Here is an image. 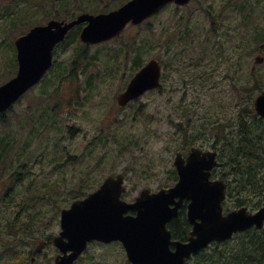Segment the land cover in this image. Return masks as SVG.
I'll return each instance as SVG.
<instances>
[{"label":"rangeland","instance_id":"374dc122","mask_svg":"<svg viewBox=\"0 0 264 264\" xmlns=\"http://www.w3.org/2000/svg\"><path fill=\"white\" fill-rule=\"evenodd\" d=\"M29 1L0 0V69L5 68V78L0 84L8 79V72H13L9 65L11 60L15 62V55L12 57L9 43L33 26V0L31 3ZM63 1L54 0L53 3L45 4V8L49 12L59 10ZM199 2L201 5L197 0H192L189 5L178 10H174L173 6L165 8L147 22L150 29L155 28L157 31L155 39L163 28L168 29L172 42L159 46L160 49H155V43L149 48L144 45L145 37L149 35L146 32L149 27L144 23L137 29L128 27L119 41L88 47L86 56L89 63L83 61L76 66L73 77L77 80L74 86L69 84L68 79L59 94L65 93L66 98H70L69 91L74 87L80 92L91 73L109 75L118 72L119 78H99L90 102L79 108L75 105L65 107L49 127L43 129V118L28 123L25 114H31L29 111L35 113L39 108L41 111L46 110L57 102L47 96L57 85L54 83L50 86L47 80L59 74L61 69L66 68V73L71 71L70 64L81 51L79 41H70L57 51L56 63L47 74L46 81L28 90L14 105L12 112L8 113L10 122L0 126V135L9 133L18 136L19 145L28 141V161L44 165L50 183L58 181L60 187L49 189L52 192L48 196L49 200L56 201V205L44 206L50 216L57 215L65 206L62 196L65 191L72 190L69 186L99 184L108 175L119 173L128 176L125 181L128 186L143 184L146 179L151 184L164 181L165 176H170L168 172L172 169L176 151H186L194 145L210 146L213 139L209 138L208 130H204L205 138L196 141L192 138L201 133L202 126L203 129L216 126L212 121L220 116H235L240 105L242 107L245 103L244 92L240 100L239 94L233 89V85L237 84L244 89L245 81L225 78L219 66L221 60L218 58L217 33L210 30L211 26L222 20V14L232 16L234 3L232 0ZM253 6L264 14V1L254 2ZM208 12L213 16L210 17ZM21 14L24 15V21L13 27ZM61 14L71 17L65 12ZM139 35V41H144L141 43V57L146 62L157 58L160 52L171 65L161 93L147 92L140 104L134 106L137 110L130 107L119 111L115 97L124 88L131 71L130 63L122 65L121 62L133 56V51L125 49L124 45L130 42L128 40L137 41ZM212 40L215 45L210 47ZM136 49L135 46L134 51ZM115 54H119L116 62L118 71L111 68L114 63L110 59ZM242 56L247 59L244 54ZM72 99L76 100V96ZM235 105L237 108H233ZM123 145L125 149H122ZM59 156L66 157L63 165L58 160ZM90 164L92 169H89ZM95 165L98 170L94 168ZM22 188L23 185L17 187L18 190ZM128 193L130 197L136 194L132 191Z\"/></svg>","mask_w":264,"mask_h":264},{"label":"flooded vegetation","instance_id":"af4514ba","mask_svg":"<svg viewBox=\"0 0 264 264\" xmlns=\"http://www.w3.org/2000/svg\"><path fill=\"white\" fill-rule=\"evenodd\" d=\"M112 0H94L91 4L95 7L103 8L110 5ZM233 14H222V20L217 25L211 26L213 32L217 33L218 38V58L219 66L223 71L225 78L232 81H245V88L240 85H233L234 92L239 94L240 100L242 92L249 98V108L251 114L247 116L249 119L242 120V107L240 105L235 116L224 114L218 119V136H215V127L213 129H201V133L194 135V140L205 138L204 130H208L209 138L213 142L207 148L204 144L190 146L186 151H176L186 159L191 149L196 148L202 152H216V166L212 171L218 172L222 177L220 179L225 184L224 200L221 203V213L225 217L229 213L246 208L251 214L257 212L264 205V118L261 117L253 108L254 100L258 95L264 93V14L255 10L254 2L264 0H232ZM31 3V0L29 1ZM96 15L101 12H90ZM76 17V16H75ZM69 19L71 21L75 19ZM86 26V23L77 25L70 29L62 43H59L53 51V67L56 63L57 51L63 49L70 41L80 43L81 51H79L70 66H76L85 61L89 63L86 56L87 48L90 46L101 45L112 41H119L123 33L117 38L111 39L98 44L86 45L79 39L80 32ZM141 25H133L129 23L128 27L137 29ZM31 28V27H30ZM29 28V29H30ZM75 30V31H74ZM124 32V31H123ZM161 34V33H160ZM160 37V35H159ZM128 40L124 47L129 51H133L131 58H124L123 64L130 63L131 71L129 79L122 91L115 97L117 109L124 111L130 107L140 104L142 96L129 101L125 105H119L117 97L122 94L131 79L152 59L158 61L160 67L159 87L154 90L161 93L163 90L166 73L170 68L171 62L162 56L159 52L157 58L149 59L141 57L142 47L139 41ZM145 45V44H144ZM137 49L134 51V47ZM160 43H155V49L161 48ZM244 54L245 57L242 56ZM117 57L115 54L111 58V68L116 69ZM49 69V72L53 69ZM74 72L66 73L67 69L60 70L59 74L50 77L47 83L51 86L56 83L57 88L48 92L47 96L57 102L53 107L46 110L39 108L32 113L29 111L25 114L27 122L34 123L35 119H44L41 121L43 129L53 124L54 119L59 118V113L65 107L79 108L83 104L91 101L95 94L97 81L102 77H110L118 80L119 74H95L88 75L86 83L79 92L76 87L69 91L70 98H66L65 93H61L62 86L67 84L70 79V85L74 86L76 82ZM17 70V69H16ZM47 72L40 84L46 81ZM64 72V73H62ZM66 73V74H65ZM153 92V91H148ZM44 94L45 92L42 91ZM80 94H83L81 99ZM255 94V95H253ZM76 96V100L72 99ZM141 105L139 109H141ZM14 108V107H13ZM13 108L5 113H1L2 117H7ZM135 108V107H134ZM233 108H237L235 105ZM136 109V108H135ZM137 110V109H136ZM138 112V111H137ZM71 117L72 115L69 114ZM69 117V118H70ZM214 122V121H212ZM203 130V131H202ZM73 134V133H72ZM251 135V140L257 151L242 152L241 138L242 136ZM18 136L9 138L12 142L10 150V161L2 162L0 160V263L1 264H60L65 261L68 255L77 254L70 264H131L127 258L126 250L123 242L119 240H105L92 238L86 241L80 249L72 250L68 244L66 236L67 227L62 212L69 209L70 206L77 201H83L89 194L99 190L101 183L89 185L69 186L72 190H67L62 198L65 200V206L58 211L57 215L50 216L44 209L45 205L55 206L56 201L49 200L48 196L52 191L49 189L60 187L58 181L49 182L48 173L45 166H39L37 161H28L26 155H29L30 143L22 142L20 145ZM97 140V139H96ZM246 142V143H247ZM122 149H125L123 145ZM69 157V156H68ZM66 157H58V160L65 163ZM39 166V167H38ZM93 166L90 164L89 169ZM96 169V165L94 166ZM98 170V168L96 169ZM247 171L250 173L248 174ZM170 176H165L164 181L158 184H151L149 179L145 183L128 186L124 184L125 191L121 194L120 199L133 203L142 191H148V196L155 195L162 191L171 189L178 181L177 170L172 161V169L168 172ZM125 175V174H124ZM128 176L125 175V181ZM234 184H231L232 181ZM93 181V180H92ZM18 185H23L18 190ZM246 190L250 195L242 194V190ZM232 190V192H229ZM129 191L136 193L130 197ZM68 193V195H67ZM245 197L246 199H244ZM178 200V199H175ZM69 203L68 205H66ZM188 205L189 201L184 200L177 208V213L166 224V230L170 233L171 242L187 243L191 236L193 225L188 221ZM27 207L26 210H23ZM173 208V205H170ZM25 214V215H23ZM134 210H128L123 214L126 216H135ZM198 222V220H197ZM216 247L219 252V264H264V223L261 229L252 226L244 232H237L230 238L222 241H213L207 248L191 255L185 260L184 264H191L203 251ZM174 250L171 244L169 247Z\"/></svg>","mask_w":264,"mask_h":264},{"label":"water","instance_id":"95a60500","mask_svg":"<svg viewBox=\"0 0 264 264\" xmlns=\"http://www.w3.org/2000/svg\"><path fill=\"white\" fill-rule=\"evenodd\" d=\"M191 0H129L121 7L97 15L81 13L72 21L50 20L37 25L14 39L16 74L0 84V113L5 112L30 88L40 82L53 65V51L73 27L87 23L79 35L86 45L102 43L119 37L126 25H140L168 5L187 6ZM158 61L150 60L117 97L119 105L159 86ZM253 108L264 118V93L256 97ZM217 163L216 152L193 148L186 159L174 158L178 181L167 191L148 196L142 191L133 203L120 199L125 191L124 175L106 177L99 190L83 201L74 202L62 212L66 236L72 250L80 249L92 238L123 242L131 264H184L191 255L207 248L213 241H222L237 232L264 223V205L251 214L246 208L223 217L221 203L225 184L212 180L211 171ZM178 199V200H175ZM184 200L189 201L188 221L193 225L187 243L171 242L167 222L176 215ZM173 205V208H170ZM128 210L135 216L123 217ZM198 220V222H197ZM175 247L171 250L170 245ZM77 254L68 255L60 264H70Z\"/></svg>","mask_w":264,"mask_h":264},{"label":"trees","instance_id":"16d2710c","mask_svg":"<svg viewBox=\"0 0 264 264\" xmlns=\"http://www.w3.org/2000/svg\"><path fill=\"white\" fill-rule=\"evenodd\" d=\"M94 0H64L61 8L59 10H54L53 12H49L45 7V4H49V3H53L54 0H33V10H34V16L35 19L34 21L31 23L34 25H40V24H44V22L46 23L48 20L50 19H63V20H68L71 18H74L75 16H77L80 13H84V12H108L110 10H113L115 8H118L120 5H122L124 2H126L127 0H112V5L110 6H106L103 8H99L98 6H91L90 3L93 2ZM197 2L201 5V3L199 2V0H197ZM72 5H75L74 8H72ZM171 6H167V8H170ZM174 10H178L179 7H175L173 6ZM61 12H65L67 13L69 16H71L70 18H67L64 14H61ZM209 16L212 17L213 15L211 13H209ZM22 16L16 18L17 19V23L14 24L13 27H17L19 24V22H23L24 21V15L21 14ZM11 20H13V18H11ZM27 23L30 25V23L27 21ZM147 28L146 32L149 34L145 37V45L147 48L149 47H153L154 43H160L162 46L165 45H169L172 42V39L169 38V33H168V29L163 28L160 34V37L158 36L157 39H155V33H157V31H155V28L150 29V25L147 23ZM75 31V30H74ZM215 36V35H214ZM210 47L215 45V42L212 40V42L209 44ZM9 48L10 51L12 53V57H14L15 55V50L13 47V41L11 40V43H9ZM211 49V48H210ZM75 64V63H74ZM73 64V65H74ZM9 68H11L13 70L8 72L9 74L7 75V78L12 77V75L14 74V68H16V63L13 62L11 60V64L9 65ZM75 68V66H72L71 72H73V69ZM5 68L0 69V81L2 79L5 78V73H4ZM246 97V98H245ZM243 100H245V103L242 105V120H248L249 118L247 116H249L251 114L250 112V108H249V98H247V96L245 95L243 97ZM10 120L8 117H2V115H0V126L3 124H7L9 123ZM214 123L216 124V126H214L215 128V136H218V119H216L214 121ZM203 128V126H202ZM213 129V127L211 128V130ZM11 137V135L9 133H5L3 135H0V160L2 162H6V161H10L11 155H10V150L9 147L11 148L12 142H10L9 138ZM251 135H246V136H242L241 138V151L242 152H255L257 151L255 149V146L252 144V142H247L249 140H251ZM192 140H194V137L192 138ZM247 142V143H246ZM25 158H29L28 155H26ZM248 174H250L247 171ZM213 179H222V177H220L218 175L217 171L213 172L212 175ZM234 180L231 182V184H234ZM242 190V194L246 196V194L250 195V193L246 190ZM229 192H232V190H230ZM244 199H246L245 197H243ZM27 207H24L23 210H26ZM219 252L218 249L216 247L211 248L210 250H206L203 251L200 255H198V257L195 259L194 262H192L191 264H219Z\"/></svg>","mask_w":264,"mask_h":264}]
</instances>
